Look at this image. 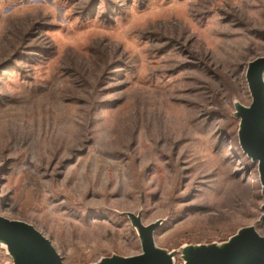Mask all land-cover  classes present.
Returning a JSON list of instances; mask_svg holds the SVG:
<instances>
[{
    "label": "rangeland",
    "instance_id": "374dc122",
    "mask_svg": "<svg viewBox=\"0 0 264 264\" xmlns=\"http://www.w3.org/2000/svg\"><path fill=\"white\" fill-rule=\"evenodd\" d=\"M264 56V0H0V214L65 264L264 235L236 103ZM0 242V264H12Z\"/></svg>",
    "mask_w": 264,
    "mask_h": 264
},
{
    "label": "water",
    "instance_id": "95a60500",
    "mask_svg": "<svg viewBox=\"0 0 264 264\" xmlns=\"http://www.w3.org/2000/svg\"><path fill=\"white\" fill-rule=\"evenodd\" d=\"M246 80L251 103H236L235 116L239 119L238 141L241 150L258 167L264 198V56L248 63ZM263 213L260 221L264 223ZM137 229L142 250L138 254H113L93 264H175L174 252L157 245L155 232L162 221L144 223L141 213L127 212ZM0 242L7 246L12 264H65L52 240L35 225L0 214ZM181 264H264V235L256 226L239 229L222 243L186 245L182 249Z\"/></svg>",
    "mask_w": 264,
    "mask_h": 264
}]
</instances>
